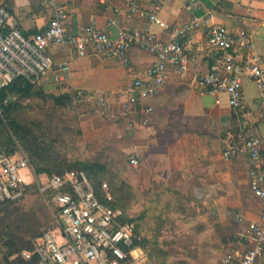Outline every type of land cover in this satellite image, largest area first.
Listing matches in <instances>:
<instances>
[{"label":"built area","instance_id":"obj_1","mask_svg":"<svg viewBox=\"0 0 264 264\" xmlns=\"http://www.w3.org/2000/svg\"><path fill=\"white\" fill-rule=\"evenodd\" d=\"M145 1H150L153 11L147 13L151 23L162 29H171V38L164 41L150 31L120 27L117 32L101 29L96 25L82 32H71L67 25V11L61 0H43L56 6L54 16L47 26L34 33H26L10 22L11 13L0 2V89L23 76L33 83L57 71L60 82L71 73L68 61L56 62L50 55L51 46H70L79 56L93 50L118 61L123 66L131 64L133 47L153 53L155 62L146 70V76L137 77L127 90L129 104L156 94L168 80L169 68L185 74L192 59L186 54L182 36L198 25L194 19L183 26L173 27L163 20L157 10L162 0H127L125 9L114 7L115 17L110 25H120L122 13L128 18L141 12ZM208 43L213 47L214 60L206 72L197 76V83L208 94L226 93L234 110L244 106L245 78L255 82L259 95L264 99V55L254 51V33L246 28H231L225 24H213ZM77 97H92L105 105V95L78 91ZM151 110V107L147 109ZM264 135L251 134L232 138L223 151L227 159L246 156L251 162L248 169L252 193L264 205V162L262 150ZM19 148V147H18ZM139 157L132 156L131 164L139 165ZM29 158L21 148L8 153L0 146V200L16 201L24 197L28 176L33 177ZM38 187L56 218L57 229H47L35 239L33 251L24 250L29 259L37 254L39 264H142L146 258L140 245H135V225L122 222V211L115 207V197L108 182L99 189L84 170H66L46 175ZM242 225L235 240L223 255L219 264H258L264 252V207L256 218L237 215ZM58 232V234L56 233Z\"/></svg>","mask_w":264,"mask_h":264},{"label":"crops","instance_id":"obj_2","mask_svg":"<svg viewBox=\"0 0 264 264\" xmlns=\"http://www.w3.org/2000/svg\"><path fill=\"white\" fill-rule=\"evenodd\" d=\"M126 1L61 0V4L67 11L68 28L74 33L96 25L114 33L120 27H128L150 31L164 41L171 38V29H162L148 20L147 13L153 11L150 1H145L141 12L132 18L123 12L120 25L109 26L115 17L114 7L120 6L124 10ZM0 2L7 5L10 22L26 33L44 29L57 8L44 4L43 0ZM157 12L171 28L194 19L198 25L182 36L185 52L192 59L187 73L181 74L170 67L168 80L153 96L127 105V90L134 79L145 78L146 70L156 60L153 53L136 46L131 50L129 66L93 50L79 56L70 46H51L52 58L56 62L68 61L71 73L65 82H60L57 71L52 70L36 85L67 93L102 92L114 111L123 113L134 123L130 133L133 135L131 150L142 166L156 175L159 183L170 184L172 188L183 183L196 205L208 209L217 219H235L240 226L238 214L256 218L264 205L250 189L248 169L251 162L248 157L227 159L223 151L232 138L264 135V99L255 82L245 78L244 106L234 110L226 93L204 92L197 83V76L206 72L214 60L213 47L208 43L213 24L252 30L254 51L264 55V0H162ZM117 97L125 101L123 110L117 109L120 103ZM149 107L150 111L147 110ZM262 160L264 162V147ZM252 198L257 203L250 206L248 203ZM258 264H264V252L258 258Z\"/></svg>","mask_w":264,"mask_h":264},{"label":"rangeland","instance_id":"obj_3","mask_svg":"<svg viewBox=\"0 0 264 264\" xmlns=\"http://www.w3.org/2000/svg\"><path fill=\"white\" fill-rule=\"evenodd\" d=\"M33 89L27 96L13 95L10 103L16 102L13 118L26 129H33L34 135L20 136L6 120L0 121V146L12 147L17 141L34 172L27 178L29 184L22 199L0 200L3 207L10 209V219L18 225L14 229L26 237V242L35 244L41 232L57 229L56 218L38 182L43 183L46 175L80 169L82 162H90L105 166L106 172L95 177V183L108 182L123 217L135 219V237L146 255L142 264L220 263L241 225L235 219H217L208 209L196 205L183 183L174 188L166 186L141 162L132 165V120L114 111L107 98L102 105L95 98L74 95L68 104L55 99L65 92L45 90L36 83ZM118 101L117 109L123 110L125 101L117 97ZM39 167L49 170L40 173ZM256 203L252 198L248 205ZM23 251L13 254L10 260L20 264L18 256H23ZM0 264H7L1 242Z\"/></svg>","mask_w":264,"mask_h":264},{"label":"trees","instance_id":"obj_4","mask_svg":"<svg viewBox=\"0 0 264 264\" xmlns=\"http://www.w3.org/2000/svg\"><path fill=\"white\" fill-rule=\"evenodd\" d=\"M34 83L23 77L19 76L11 83L7 84L5 87L0 89V121L6 120L7 125L18 135L25 137V135H34L33 129H26L23 125L19 124L12 116V113L14 112V104L16 102L10 103V99L13 95L17 96H27L33 92ZM76 93H62L60 95H57L55 97L58 101H64L68 104L72 103V97H74ZM17 141L13 143L12 147L9 146H1L3 149H5L8 153H13L17 150ZM49 169L45 167H39L38 172L45 173ZM70 170V169H68ZM74 170H84L88 173L91 181L96 186V188L99 189L100 185L103 180L99 182V184H96L94 179L95 177L101 173L106 172V168L103 165H94L90 162H82V168L80 169H74ZM66 171V170H65ZM63 173V172H62ZM59 174V173H57ZM109 184V183H108ZM111 192L114 195V190L112 189L111 185L109 184ZM123 186H120V190H122ZM115 197V195H114ZM22 199V198H21ZM20 200V199H19ZM11 201V200H8ZM17 201V200H16ZM115 207L119 208L117 201L115 199L114 203ZM7 207H3L2 204H0V242H1V252L3 259L7 262V264H14L10 260V257L15 254L19 253L22 250H28L33 251L35 248V245H30V242H26V237H24L20 232L16 231L14 227L18 226L14 221H11V211H9ZM120 220L122 222H131L135 220L134 218H128L123 217V212L120 216ZM16 224V225H15ZM135 225V224H134ZM136 232V228H135ZM42 233V232H41ZM40 233V234H41ZM39 234V235H40ZM37 235V237L39 236ZM136 236V235H135ZM7 237V239H5ZM235 240V238H234ZM135 245H139V242L137 238L135 237ZM20 257L19 262L20 264H39V258L37 254H33V256L29 259L24 258L23 256L19 255Z\"/></svg>","mask_w":264,"mask_h":264}]
</instances>
